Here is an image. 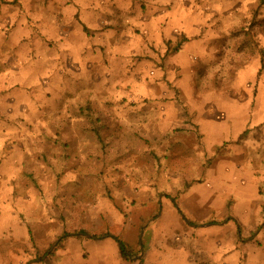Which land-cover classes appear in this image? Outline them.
<instances>
[{"label": "rangeland", "instance_id": "rangeland-1", "mask_svg": "<svg viewBox=\"0 0 264 264\" xmlns=\"http://www.w3.org/2000/svg\"><path fill=\"white\" fill-rule=\"evenodd\" d=\"M113 1L0 0V135L10 141L0 264H235L236 249L237 264L258 258L264 223L257 214H244L248 227L236 224L235 202L221 205L215 192L209 206L193 204L204 180L199 168L215 158L200 123L208 112L211 133L227 124L233 112L220 104L245 102L241 78L264 73V0L241 1L232 30L164 31L162 39L179 42L167 58L176 55L192 76L186 80L176 65L168 93L156 99L126 90L135 80L150 84L142 77L150 66L165 69L153 42L161 33L132 25ZM130 39L144 53L120 64L105 58V48H95L93 64L73 58V41ZM151 121H169L159 141L142 137L139 125ZM107 234L130 246L127 260Z\"/></svg>", "mask_w": 264, "mask_h": 264}, {"label": "crops", "instance_id": "crops-1", "mask_svg": "<svg viewBox=\"0 0 264 264\" xmlns=\"http://www.w3.org/2000/svg\"><path fill=\"white\" fill-rule=\"evenodd\" d=\"M241 1L244 2V0H114L113 4L116 7L112 9L122 17L127 16L129 23L132 25L135 23L145 30L160 32L161 35H158L153 42L159 49L161 57L166 59L169 56L170 45L176 43V45H179V42L167 37L162 39L164 31L179 30L186 34L185 32L189 31L204 32L219 28L235 29L238 26L234 23L244 13V4H241ZM250 1L257 4L256 0ZM224 5L225 7H223ZM153 42L151 41V44ZM72 44L74 45V60H81L87 64H93L95 48L99 50L105 48L104 54H107L104 55L105 58L117 64H120L125 58L136 57L144 51L141 50L143 49L142 43L135 39H130L126 43L121 40L115 41V43L104 42L103 45L91 42L79 44L76 41H73ZM190 44L191 42L187 38L186 45ZM147 45L145 49L148 50ZM175 56L172 55L167 58L165 69L156 70L150 66L151 74L145 73L142 77L145 78L147 84L150 83L151 85L143 86L140 84L137 86L135 80L129 82L128 85H132V88L126 90V92L138 96H152L151 98L155 99L159 93H168V82L175 79L174 69L176 65H180L181 73L186 80L191 78L189 67H185ZM258 61L260 63L261 60ZM258 61L256 60L254 63ZM261 69L262 67L256 73H247L246 76L241 78L242 80L245 78L247 81V99L245 102L220 104L224 107L222 109L233 112L227 124L223 126L218 123V126L213 125L215 131L211 133L210 114L207 112V118L199 126L205 150L209 152V155L213 151L215 158L211 166L206 168L201 166L199 168L198 175L204 179L202 180L204 183L202 182L200 185V192L201 194L207 193L200 194V198L197 201L195 200L193 205L209 206L208 201L211 199V194L215 192V198L224 201L221 205H227L226 201L229 200L235 202L233 204L235 215L232 216L231 220L236 224L243 223L247 227L250 226L248 225L250 221L243 218L246 213L249 214V217L252 212L257 214L258 220L256 222L261 221V223H264V73L260 72ZM113 77L111 76V78ZM160 77H166V81L156 84ZM158 85L160 89H157ZM181 85L184 87V82ZM6 91L9 92L8 88ZM135 99L142 101L141 97ZM137 103L142 104L141 102ZM139 105L135 108L138 109ZM166 123H169V121H151L140 124V129L142 128L141 130L145 133V135L142 134V137L148 136L152 138V141H159V137L165 135L164 129L168 125ZM185 138L187 140L190 137L187 135ZM9 142V136L0 135V158L3 160L0 164V190L10 188V181L5 178L8 175L7 167L10 166ZM226 143L231 145L224 148ZM184 149L186 148L184 147ZM199 155L201 162L205 160L206 153H204V150ZM17 222L18 219L15 220V223ZM17 227L23 228L18 223ZM239 228L240 226L238 227V233L241 232ZM17 233L15 232L14 235H17ZM29 233L30 231L27 237H29ZM51 236V234H48L47 238ZM22 238L25 237L22 236ZM103 238H105L104 235ZM61 240L62 238L59 239L58 243ZM54 247L53 245L51 250ZM247 251H252L251 253L254 256L253 250L247 249ZM239 257L240 253L237 249L232 252L231 259L234 260L235 264L238 263ZM36 263L39 264L40 261H34L31 264ZM246 264H264V251L259 253L258 258L248 257Z\"/></svg>", "mask_w": 264, "mask_h": 264}, {"label": "trees", "instance_id": "trees-1", "mask_svg": "<svg viewBox=\"0 0 264 264\" xmlns=\"http://www.w3.org/2000/svg\"><path fill=\"white\" fill-rule=\"evenodd\" d=\"M85 28V27H84ZM85 30H87V28H85ZM173 201H175V200H173ZM72 234H66L65 235V237H76V236H78V235H82V236H85V234H83V231H81V232H79L78 234L77 233H75V234H73V236H71ZM107 237H111V238H113L117 243H118V247H119V250H120V253H121V256L124 258V259H128V255H129V253L131 252V249H130V246L126 243V242H124V241H122V240H120L118 237H116V236H112V235H110V234H107L106 235ZM94 239H98V238H96V237H93ZM63 239V238H62Z\"/></svg>", "mask_w": 264, "mask_h": 264}]
</instances>
